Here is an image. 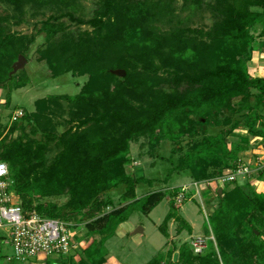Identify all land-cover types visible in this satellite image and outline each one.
Masks as SVG:
<instances>
[{"label":"trees","instance_id":"1","mask_svg":"<svg viewBox=\"0 0 264 264\" xmlns=\"http://www.w3.org/2000/svg\"><path fill=\"white\" fill-rule=\"evenodd\" d=\"M0 4L11 10L0 13V91L8 90L9 102L13 90L28 85L25 77L17 82L19 74L11 76L14 63L36 40L35 34L12 31L26 22L28 10L34 17L53 11L35 27L46 36L49 48L43 58L52 77L88 78L74 97L39 101L37 112L22 118L25 125L13 122L5 135L8 125L0 126V161L9 167L11 191L21 205L50 220L88 223L91 237L100 236L83 250L81 264H107V243L119 227L136 211L150 213L165 199L162 191L139 199L137 187L154 182L126 173L131 145L138 139L149 138L155 149L166 140L201 137L190 146L178 143L184 155L174 160L172 170L187 173L194 183L224 177L248 150L249 144L229 149L227 139L235 130L243 127L264 139V77L249 70L259 27L264 37V0H184L186 6L208 8L212 25L195 29L179 21L165 32L158 24H171L167 16L173 13L162 0H99L90 19L77 15L76 0ZM120 69L126 77L112 73ZM61 101L72 109L64 121L67 130L58 134L57 114L48 110L59 108ZM17 130L21 136L12 139ZM226 186L222 194L217 191L218 206L209 219L217 247L211 242L195 255L184 243L169 250L168 264H264V192L238 181ZM122 187L126 205L105 213L113 206L111 193ZM171 221L181 225L179 235L184 230L192 235L190 224L170 213L160 227L164 236L169 238Z\"/></svg>","mask_w":264,"mask_h":264},{"label":"rangeland","instance_id":"2","mask_svg":"<svg viewBox=\"0 0 264 264\" xmlns=\"http://www.w3.org/2000/svg\"><path fill=\"white\" fill-rule=\"evenodd\" d=\"M97 1L99 0H76L77 15L84 19H90L96 8ZM205 1L209 3L212 0ZM162 2L164 4H170V10L173 13L167 16L169 19L172 18L171 24L165 22L158 24V28L163 32L170 30L174 26H178L179 21H182L183 25L205 30H208L213 23L212 16L206 7L197 9L193 7V5L186 6L184 5V0H162ZM5 12L11 13V10L0 4V13ZM32 13V10H28L25 17L26 22L21 26L13 25L12 27L13 32H20L27 36L35 34L36 40L26 54L27 63L24 69L16 73L17 75L19 74L16 81H25V77L28 81V85L25 88L13 90L10 102L8 101V90L0 91V126L4 129L8 125L3 135L8 133L11 123H13L12 116L15 112L23 110L26 115L31 116L37 112V103L39 101L47 99L48 97L50 98L51 96L74 97L81 93L88 80L87 77L81 78L73 74H66L58 78L52 77L51 65L43 58V53L45 54L49 48L46 36L38 33L35 27H37V29L40 28L41 22L50 17L53 11L47 9L45 10V15L41 14L36 17H34ZM65 22L69 24L68 20H65ZM37 23L38 25H36ZM72 27L74 30L79 29L76 26ZM85 29H87V27L83 28V30ZM260 30L261 27H259L258 32L255 33L256 37H259ZM17 62L18 60L14 65ZM112 73L114 74V71H112ZM71 109L72 108L66 101H61L59 108L54 106L48 110L49 112L54 111L57 114L54 116L57 117L54 118V120L57 124L58 134H62L67 130L68 126L65 125L64 121L69 118ZM17 122L21 127L25 125L27 121L24 118ZM28 131H30V127ZM17 132L18 133H16L12 139L21 136L20 130H17ZM189 141L193 144L201 141V137L196 136L192 140H186L185 138H177L174 141L166 140L158 147H155V149L152 147L150 139L147 137L138 139L131 145L129 162L126 165V173L135 180L144 178L154 182L153 184L149 182L140 184L137 187L138 198L140 199L159 191L165 192L166 196L161 204L150 213L136 211L129 222L121 225L116 235L107 243V248L109 250V256L107 258L108 264H148L150 261L160 257H164L162 264H168V258L166 256L169 250L175 252L182 244H190L194 237H206L208 238V245L212 242L215 247H217L212 226L209 222L213 211L218 206L217 191L211 192L213 196L211 198V193L207 191L205 183H197L198 186L194 187V182L187 173L172 174L173 166L175 165L174 160L184 155V152L181 154L178 150V143L181 142L183 146H190V144H187ZM229 171L231 172V170L228 169L226 174H229ZM225 185L226 184L221 182L218 187L221 190L228 189L227 186L225 188ZM183 187H189L187 190L188 199L184 205L178 207L175 205L174 199ZM255 188L258 190L260 189L257 186H255ZM198 192L201 195H197ZM124 193L125 189L123 187L111 193L110 200L113 202V206L110 205L105 213H110L126 205L124 200H122V195ZM54 202L63 204L66 202V199H56ZM170 213H174L185 219L193 228V234L190 235L188 231L184 230V232L179 235L178 230L181 225H179L178 222L171 221L168 226L169 238L164 236L160 231V227L164 225V221ZM87 224L88 223L78 225L75 233L77 248L74 249L69 256L48 257L42 255L27 260L17 259L14 246L10 243L9 233L6 232L5 229H0V264H81L84 260L82 255L83 250L86 251L94 241L100 239V236L91 237L92 233L88 229ZM73 225L76 228L77 225ZM96 227V231H99L100 227ZM253 227L261 229L256 225ZM139 228H142L144 232L142 234H134ZM240 235L246 236L247 233L242 231Z\"/></svg>","mask_w":264,"mask_h":264},{"label":"built area","instance_id":"3","mask_svg":"<svg viewBox=\"0 0 264 264\" xmlns=\"http://www.w3.org/2000/svg\"><path fill=\"white\" fill-rule=\"evenodd\" d=\"M24 116L25 111L19 110L13 114L12 122L19 121ZM232 166L231 172L218 180V185L221 182L223 184L235 182L239 177L251 175L253 171L240 158L234 161ZM9 176L8 165L0 162V229L8 231L17 259L27 260L42 255L48 257L69 255L77 248L74 225L44 218L35 209H25L16 193L11 191ZM197 186V183H194V187ZM188 188L183 187L175 197L176 206L179 207L187 201ZM190 244L195 255H201L208 246V238L194 237Z\"/></svg>","mask_w":264,"mask_h":264},{"label":"crops","instance_id":"4","mask_svg":"<svg viewBox=\"0 0 264 264\" xmlns=\"http://www.w3.org/2000/svg\"><path fill=\"white\" fill-rule=\"evenodd\" d=\"M256 43L258 46L257 49L253 52L252 60L249 63V70L251 75L254 77H264V37H256ZM227 140H228V147L230 149H234L241 144H249L248 150L242 152L239 155V158L242 159L251 169H253V171L249 176L239 177L237 179L238 183L249 184L251 187L255 189L256 192L259 193L264 192V176L262 177L260 176L261 173L264 174V139L260 137L251 136L247 129L241 127L235 130V132L232 135H230ZM221 178L222 177H218L203 182L205 183V187L209 193L215 190L216 191L221 190L218 187L219 185L217 184L218 180H220ZM198 183L200 184L202 182H198ZM255 186L260 188L259 189L260 191L256 189ZM197 195H201V194L198 192ZM210 196L211 198L213 197L212 193Z\"/></svg>","mask_w":264,"mask_h":264},{"label":"water","instance_id":"5","mask_svg":"<svg viewBox=\"0 0 264 264\" xmlns=\"http://www.w3.org/2000/svg\"><path fill=\"white\" fill-rule=\"evenodd\" d=\"M27 63V59L25 56H20L18 62L14 65V69L11 73V76L16 74L19 70L24 69L25 64ZM114 74L119 76V77H126V71L125 70H116L114 71ZM222 190L219 191L220 194H222ZM144 230L142 228H139L138 230L135 231L134 234H142ZM258 234V233H257Z\"/></svg>","mask_w":264,"mask_h":264},{"label":"bare ground","instance_id":"6","mask_svg":"<svg viewBox=\"0 0 264 264\" xmlns=\"http://www.w3.org/2000/svg\"><path fill=\"white\" fill-rule=\"evenodd\" d=\"M1 162V161H0ZM70 255V254H69ZM69 255H65L64 257H67V256H69Z\"/></svg>","mask_w":264,"mask_h":264}]
</instances>
